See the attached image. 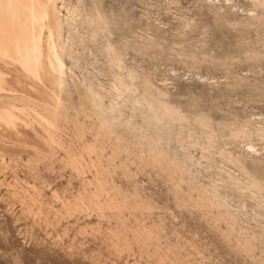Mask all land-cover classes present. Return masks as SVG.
Returning <instances> with one entry per match:
<instances>
[{"label":"rangeland","instance_id":"1","mask_svg":"<svg viewBox=\"0 0 264 264\" xmlns=\"http://www.w3.org/2000/svg\"><path fill=\"white\" fill-rule=\"evenodd\" d=\"M75 1L69 0L71 4ZM223 1L217 4L225 5ZM203 2L103 0L106 10L121 15L123 19L118 16L119 21L125 22V26L124 22L120 25L122 29L113 32V40L130 41L137 34L159 33L156 35L160 38L159 47L138 52L128 49L123 59L135 71L136 83H140L136 84L138 90H141V77L147 76L153 86L167 90L170 99L179 103L186 115V121L181 122L184 129L177 134L178 126L173 124L174 134L159 144L163 150L169 149L166 158L170 160L181 145L193 144L195 147L190 150L194 155L198 156V150L203 147L210 157L207 162L201 160V165L212 167L197 173L193 166L177 159H173L175 164L166 158L157 161L146 152L140 154V146L131 136L116 139L115 134L100 133L97 118L90 116L89 109H83L75 85L84 79L94 80L95 85L100 83L107 91L113 85L114 72L122 71L114 70L107 62L102 36L94 43L87 38L82 43H72L68 46L71 52L64 56L65 90L60 110L63 115L52 128L54 140L45 127L25 113L21 115L25 122L17 124L19 133L0 138V264H264V218L252 219L251 200L233 190L220 189L221 195L231 199L233 207L247 204L246 210L251 216L247 222L237 220L228 234L226 225L214 220L215 210L194 205L196 190L190 188V185L208 186L217 177L216 152L221 147L236 151L241 146L239 140H229V133L243 119L258 116L264 119V25L257 23L256 27L243 28L233 22L253 7L249 0H229L230 5L237 6L231 10L229 24L237 27L214 21ZM262 9L264 16V6ZM126 22L131 26L126 27ZM78 31L79 35L86 36V30L79 28ZM130 32L135 33L131 36ZM185 43H191L192 47L198 45L190 49L189 58L180 50L186 47ZM210 60L220 64L212 68ZM32 101L37 99L31 98ZM196 108L212 115L216 141L211 147L191 121L189 112ZM123 112L128 114L129 110ZM251 139L262 146L255 137ZM92 142L95 152H86L83 145H92ZM68 152L80 155V166L69 163ZM91 162L96 167L90 166ZM93 175L105 181L107 191L111 190L115 197L127 196L128 207L110 210L105 218L96 210L86 208L79 197L89 198L88 191L91 193L95 187ZM134 186L140 189L143 201L135 202L129 197ZM101 195L98 198L104 196ZM63 200L78 204L64 212ZM261 214L264 216V208ZM120 222L125 226L122 225L125 241L110 234ZM158 223L162 228H155ZM143 226L150 233L153 230L152 235L134 237V232ZM246 236L251 237L248 252L240 245Z\"/></svg>","mask_w":264,"mask_h":264},{"label":"bare ground","instance_id":"2","mask_svg":"<svg viewBox=\"0 0 264 264\" xmlns=\"http://www.w3.org/2000/svg\"><path fill=\"white\" fill-rule=\"evenodd\" d=\"M219 1L204 0L203 3L208 12L212 14L214 21L224 22L228 25L232 21L229 19V16L232 14L231 10L234 6H237L230 5L229 0L223 1L225 5L217 4ZM249 1L253 7L247 10L243 17H235L236 19L233 22L238 27L243 26V28L256 27L257 23L264 25V16L261 15L264 0ZM67 3L66 0H0V138L10 133H19L17 124L25 122L23 117H21L22 113H25L31 115V118L36 120L43 128L45 127L44 130L54 140L55 135H53L52 128L56 126L58 119L63 115L60 110L63 107L62 93L65 90L66 65L64 56L69 54L70 50L68 51V46L72 43H82L86 38L90 43H94L102 36V43H105L103 50L106 55L105 58L108 60L107 62H109V65L114 70L122 72L117 74L114 72L115 75L112 73L114 75L112 76L113 85L107 91L104 90L105 88L102 89V86H99L100 83L95 85L94 80L90 82L84 79L79 85L74 84L76 92L78 91L83 101V103L81 102L82 107L84 106L83 109H89L91 114L88 111L87 113L97 118L100 133L106 135L115 134L116 139H120L123 136H131L139 144L140 154L146 152L147 155L157 161L165 159L170 151L168 148L163 150L159 144L162 141H168L174 134L171 128L173 124L178 126L177 134L184 129L181 122L186 121V115L180 109V104L170 99L169 92L164 88L157 87V85L153 86L154 84H151L147 76L141 77V90H138L136 84L139 85L140 83H136L137 76L135 75V71L133 68L128 67L123 59L125 51L128 49L138 52L151 49L152 47H159L160 43L158 42L160 38L156 36L159 33L155 35L151 32V34H142L140 36L137 34L138 36L135 38L133 36L135 32H130L134 40L129 37L130 41L127 39L122 41L117 39L118 41H116L112 39V34L115 30L122 29L121 26H125V22L124 20L119 21L118 16L122 17L121 15L115 14L111 9L106 10L103 0H76L72 4L70 2V4ZM226 4H229L228 7ZM126 18L128 19V17ZM127 24L126 27L131 26V23ZM183 25L187 27L189 23H184ZM229 25L232 24L230 23ZM79 28L86 30V36L83 34L79 35ZM63 35H65V40H62ZM185 44L186 47H181L180 50L183 51L185 58H189L190 49L198 45L192 47L191 43ZM208 62L212 68L220 64L219 62L217 64L214 60ZM203 80H207V78L203 77ZM242 80L244 81L245 79ZM67 94L70 93L67 92ZM31 98H36L37 101L31 102ZM104 99H106V102ZM84 104L87 106L85 107ZM124 109L126 111L129 110V113H124ZM189 115L191 121L204 136L208 147H211L216 141L211 113L204 109L196 108L189 112ZM259 117L261 116L255 119H243L242 124L229 133V140L232 142L239 140L241 146L236 151L221 147L216 152V156L219 158L216 160L219 161H215L217 163L215 168L218 173L217 177L209 182L208 186H204L203 184L202 186L204 187L190 185L191 189L196 190L197 200L194 202V205L206 206L215 210L214 220L216 222H223L226 225L228 234L232 233L233 226L237 220L247 222L251 217L246 210L249 206L253 212L252 219L256 217L257 219L258 217L264 218L261 214V210L264 208V119ZM62 121H65V119H62ZM21 136L23 135L21 134ZM251 137H255L257 141L262 142V146L254 144ZM193 147H195L193 144L181 145L179 151L172 153L173 155L170 160L169 158L166 159L172 164H175L173 159H177L182 163H188L193 166L194 171L197 173L201 170H206L208 167H212L210 166L211 164L201 165V160L206 161L209 157L206 156L207 151L203 147H200V150H198L200 152L197 156L190 150ZM82 148L86 152H93V142L92 145L86 144ZM68 157L72 160L69 163L74 162L78 164L80 155L71 152L68 154ZM212 159L215 160L214 158ZM80 165L78 164V166ZM90 166L96 167V164L91 162ZM225 166L232 167L233 169L225 168ZM98 171L99 173L101 172L97 168ZM98 174L96 175L98 176ZM97 176H94V190L91 193L88 191L89 198L85 199V195L80 196V202H84L86 208L96 210L100 217H104L108 211L111 213L110 210L118 211L124 209L126 206L128 207L127 196L123 195L122 197L121 195V198L119 196L115 197L114 194H111V190L108 189L110 193L107 191L105 181ZM221 188L233 190L241 196H247L252 203L249 206L243 203L240 206L233 207L232 203H230L231 199L229 200L221 195ZM102 193L104 196L101 195ZM53 195L54 197L56 196L55 191ZM99 195L103 197L98 198ZM129 197L135 202L143 201V195H141L140 189L136 186H134ZM75 204H78L77 201L68 202L67 200H63L62 209L64 212H68L71 206ZM37 209V212H40L39 208ZM123 224L120 222L119 226L114 230L110 229L113 230L111 233L110 231L108 232L113 237L115 236V238L125 241V226ZM155 228H162L161 224L158 223L155 225ZM151 233L149 229L143 226L139 231L134 232V237L140 238L142 235L150 236ZM250 240L251 237L249 236L242 237V241H240L242 250L246 252L251 250Z\"/></svg>","mask_w":264,"mask_h":264}]
</instances>
